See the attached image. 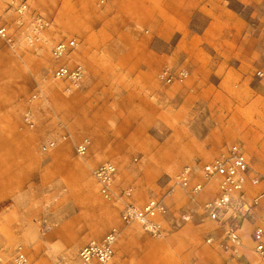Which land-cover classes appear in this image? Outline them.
<instances>
[{
    "label": "rangeland",
    "instance_id": "rangeland-1",
    "mask_svg": "<svg viewBox=\"0 0 264 264\" xmlns=\"http://www.w3.org/2000/svg\"><path fill=\"white\" fill-rule=\"evenodd\" d=\"M100 2L31 0L32 13L52 22L55 41L79 43L76 60L89 78L73 95L52 84L47 49L0 52L2 264H13L18 245L32 264H78L83 246L121 224L120 206L102 198L92 177L103 161L118 166L119 188L135 187L140 205L164 196L183 164L203 166L234 144L264 172V0ZM6 10L0 0V15L12 19ZM185 61L193 94L158 80L164 66ZM46 85L50 94L33 104L39 125L28 129L29 98ZM58 122L75 139L59 140ZM85 136L93 146L79 158L75 140ZM48 140L58 147L40 152ZM173 198L172 217L180 220L184 208L189 220L167 223L164 239L125 233L110 264H264L209 245L214 227L203 203L189 204L180 191Z\"/></svg>",
    "mask_w": 264,
    "mask_h": 264
},
{
    "label": "built area",
    "instance_id": "built-area-1",
    "mask_svg": "<svg viewBox=\"0 0 264 264\" xmlns=\"http://www.w3.org/2000/svg\"><path fill=\"white\" fill-rule=\"evenodd\" d=\"M6 12L12 19L0 15V52L9 50L16 54L23 47L47 49L54 64L49 69L50 80L55 87L70 96L84 87L89 78L86 66L76 60L79 49L77 39L55 41L51 35L52 22L46 17L32 13L31 0H6ZM105 0H101L99 7ZM264 25V23H263ZM264 76L262 71L258 72ZM191 79L186 63L178 66L166 65L158 74V80L165 86L184 85ZM52 86L46 85L34 91L29 98L31 106L24 113L23 123L34 130L39 125V115L33 106L45 101ZM194 89H191V93ZM62 142H70L74 136L67 125L57 123ZM75 139V138H74ZM93 141L90 137L75 140V151L79 158H86L91 152ZM58 147L57 140H48L40 145V152L50 153ZM118 166L104 161L92 171L100 195L106 201L120 206V225L110 228L100 240H91L78 253V264H110L116 255L117 245L124 232L129 235L149 234L164 239L168 234L167 223L186 222L189 209L182 208L180 220L172 217L169 200L180 191L189 204L197 206L209 196L202 208L206 219L213 223L214 230L207 236V243L233 259L246 257L247 245L242 236L240 219L251 218L264 199V189L251 200V187L264 186V175L251 166L244 144H234L228 151L203 166L186 165L174 178V186L162 197L151 196L142 205L134 200L133 186L118 190L120 182ZM218 231V233L216 232ZM254 256L264 261V228L259 226L252 236ZM13 264H32L25 247L18 245L12 252ZM3 258L0 257V264Z\"/></svg>",
    "mask_w": 264,
    "mask_h": 264
},
{
    "label": "crops",
    "instance_id": "crops-1",
    "mask_svg": "<svg viewBox=\"0 0 264 264\" xmlns=\"http://www.w3.org/2000/svg\"><path fill=\"white\" fill-rule=\"evenodd\" d=\"M186 63V61L184 62ZM187 64V63H186ZM180 65V64H179ZM188 65V64H187ZM173 66H178V65H173ZM188 68L190 69L191 71V79L184 85H180V86H184L186 88V91L188 94H193L196 92V84L194 83L193 81V73H192V70L190 68V66H188ZM175 86H179V85H173V86H170V88L172 87H175ZM191 89H194V92L191 93ZM119 98V97H118ZM117 105V104H116ZM115 107V106H114ZM69 128V127H68ZM70 129V128H69ZM86 137V136H85ZM90 137V136H88ZM82 138V137H81ZM80 138V139H81ZM91 138V137H90ZM92 139V138H91ZM93 141V140H92ZM93 146V145H92ZM107 161H110V160H107ZM104 162V161H103ZM113 162V161H112ZM185 162V161H184ZM183 162H180V164H182ZM101 164V163H100ZM191 163H186V164H183V166L178 170V172L186 165H190ZM193 165V164H192ZM98 166V165H97ZM96 166V167H97ZM252 166V165H251ZM253 167V166H252ZM255 169L257 172L261 173L264 175V172L262 170H258L256 168H253ZM177 172V173H178ZM121 177V175L119 176ZM128 187V186H127ZM126 188V187H125ZM123 188V189H125ZM135 188V187H134ZM264 189V186H260V187H251L248 191V199L251 200L254 196H256V194L260 193L262 190ZM118 190H122L119 188V184H118ZM182 193V192H181ZM209 198V196H205L202 198L201 200V203H205L207 201V199ZM134 200L135 202L137 203L135 197H134ZM200 203V204H201ZM138 204V203H137ZM176 201L174 200V198L170 199L169 200V205L171 207H173L174 205H176ZM203 204H201L203 206ZM239 223L242 224V236L243 238L245 239V242H246V245H247V253H246V257L247 255H249V253L253 255L252 252H250V249L252 248V236H253V233L254 231L257 229V227L261 226L264 228V199H262V201L260 202L259 206L257 207L256 209V214L251 217V218H246V219H240L239 220ZM126 232H124L120 238V240L123 238V236L125 235ZM102 239V238H101ZM97 240H100V239H97ZM119 240V242H120ZM119 244V243H118ZM118 247V245H117ZM117 251V250H116ZM249 252V253H248ZM245 257V258H246ZM256 257V256H255Z\"/></svg>",
    "mask_w": 264,
    "mask_h": 264
},
{
    "label": "bare ground",
    "instance_id": "bare-ground-1",
    "mask_svg": "<svg viewBox=\"0 0 264 264\" xmlns=\"http://www.w3.org/2000/svg\"><path fill=\"white\" fill-rule=\"evenodd\" d=\"M257 264H260V263H257Z\"/></svg>",
    "mask_w": 264,
    "mask_h": 264
}]
</instances>
